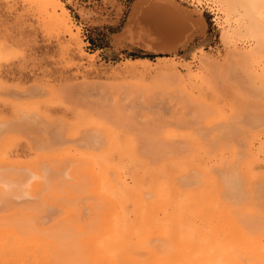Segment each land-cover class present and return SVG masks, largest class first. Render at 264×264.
<instances>
[{"label":"bare ground","instance_id":"6f19581e","mask_svg":"<svg viewBox=\"0 0 264 264\" xmlns=\"http://www.w3.org/2000/svg\"><path fill=\"white\" fill-rule=\"evenodd\" d=\"M11 1L12 3L15 2V0ZM20 1H22V3L36 5L42 21L45 24L47 23L48 25L50 24V26H53L50 28L51 30L54 28L59 29L60 32L62 31L66 33L67 36H69V42H71L74 45V48H76L75 52L78 58H84L87 60L88 66H86V68L89 67L87 68V71L88 69H93L95 71L93 68L94 55H89L83 51L82 43L78 36V30H76V33H73V23L60 0ZM167 1L168 0L165 2L164 0V2L167 3L165 5L168 7L169 1ZM156 2H152L155 7L157 5ZM221 2L226 6L225 15L230 16L231 18L232 14H235V18L232 17L235 19L233 22V28L228 26L232 30V33L230 34H233V36L240 35L242 37L240 33L244 32L255 40V46L253 48L249 47L251 50L248 52H243V50H239L236 45H234L231 50V55H228V52L227 56H231V60L232 62L234 61L235 67L239 66L237 68L243 70L246 77L247 87L250 91H252L254 95L256 94L257 97L264 98V0H221ZM14 4L15 3L9 6L14 7ZM163 4H159V7H161V5L163 6ZM21 5L23 6L26 4ZM169 5L171 7V4ZM13 7H11V9H13ZM171 10L173 11V8ZM153 16L156 17L157 15ZM162 19L158 21L162 22ZM178 20L180 21L176 23H174L175 21L173 22L174 25L172 22L168 24L165 20L167 25H164H166V30H168L166 32H169L172 36L183 35L186 30L185 25L187 24L181 21L182 19ZM156 21L157 20L155 19L154 22ZM151 22H153L152 18ZM154 22L153 24H155ZM185 22H187V20H185ZM42 25L43 27L46 26L44 24ZM224 32L226 31H223V33ZM129 34L131 33H128V35ZM223 36L226 35L224 34ZM176 38L178 39V37ZM227 38H229V36ZM230 39L231 35L229 40ZM71 43L68 44L70 45ZM8 48L6 47L5 50ZM2 51L4 50H1L0 48V62L5 59L4 56L6 55H3L4 59H2V53H4ZM7 59L8 58H6V61ZM162 60L163 59L160 61L163 63L165 70L164 72L156 71V74L164 73L165 75L167 74L168 77L170 75L174 77L176 76L178 81H181L182 84L179 88H173V84L169 86L170 83L167 84V81L166 83L162 82L163 85L159 82V89L167 86L166 88L164 87L166 91L157 89L153 90L150 94L149 90L152 89L150 83L151 86L148 90L149 92H147V88L145 89V85L147 84H143L144 82L142 79V86L138 83L134 84L131 80L133 82L132 84L135 85L134 90L138 89V95L146 98L147 103L150 101V104H153V102H155L153 101L155 99H153V97L155 94L157 95L158 90L160 91L158 94L161 97V95L167 93V89H169L168 92L171 91V94L173 92V95L167 93V95H170V100H177V97L174 95V92H177L176 95L178 97L180 94L179 100H177L178 102L183 98L182 96H185L186 99H188L187 103L190 101L191 105L192 102H196L193 104L197 105L198 103L208 107L209 105L205 102V98L203 97V90L210 89L215 94L216 88L214 84H217V82L214 81V83L210 77V71H206L207 64H205L206 66L204 65L206 67L205 69L203 68L204 70L200 67L198 70H193L194 68L191 69L190 66L184 65L185 62L179 64L173 62V60L170 61L169 58ZM205 61H210V64L211 62H215L214 59L211 60V58L206 55L203 57V62ZM217 61L215 64L219 67L220 65L218 66L217 64L220 62L218 61V63ZM230 61L227 65L232 64ZM149 62L150 61L147 59H134L128 60L126 65L127 63L129 65L133 63L149 65ZM209 63V66H213V64L210 65ZM203 64L201 65L203 66ZM233 65L231 67H229V65V68L225 65L227 68H221V72L217 70V76L219 75L218 77L221 79L220 81H222V78L225 76L228 78V76L233 75ZM84 68L85 67H83V69ZM156 68L158 69V67ZM231 68L232 70H230ZM215 69L216 68H214L213 71H215ZM89 72H87V75ZM83 74L86 73L84 72ZM213 74L214 73L211 75L216 76ZM220 74L224 77L221 78ZM130 75L132 76V74ZM167 76L165 78H168ZM165 78L161 79H164L165 81ZM216 79L217 77L215 80ZM224 79L226 80V78ZM154 80H156V78L152 81ZM171 81L173 82V80ZM1 82L0 87H3ZM232 82H229V85L224 80L221 82L226 84L223 85V90L225 91V93L223 91L224 94H226L229 89L233 92V89H231L234 87ZM128 83L130 84V82ZM140 87H143L142 90ZM129 89V92L131 93L133 88L130 87ZM175 89H177V91H175ZM235 90L234 92L237 97H239L240 94H237V92H240H236ZM111 91L108 94L113 92ZM117 91H115L116 96L118 95ZM115 92H113V95H115ZM124 92L130 94L128 90L127 92ZM154 92L156 93L154 94ZM219 93V97H221L222 92ZM167 95L165 96V99L164 95H162L166 102L168 101L166 100ZM241 96L239 98L242 100L246 99V97L243 99V96ZM112 97L113 96H111V98ZM117 98L118 97H116V100ZM141 99L142 98H140L139 103L141 102ZM235 99L237 100L236 97ZM135 100L136 99L132 101L131 99L132 102H130L133 105L138 104ZM137 100L139 99L137 98ZM155 100L157 101V99ZM170 100L167 102L169 105L172 102H175H171ZM184 100L185 99H182L180 102L182 109L183 106L186 108ZM142 101L143 105L146 104L144 99ZM177 101L175 103H178ZM246 101L248 100L246 99ZM227 102L229 103V101ZM154 104L156 105V102ZM163 104L166 106L165 102ZM180 104H176L174 109L172 108V104V110L175 111L177 109L176 106H178L179 109ZM245 104L247 103L245 102ZM201 106H199L198 109H200ZM229 106L230 111L233 109L234 113L235 106ZM187 107L189 106L187 105ZM209 107H211L212 110H215V115L211 116L212 119L214 117V119L216 118L215 120H218L225 117L223 116V113H220V111L217 110V108H212V105ZM244 107L245 106L242 108L241 106V110H244ZM144 110H141L143 114H145L146 111ZM149 110L151 109L149 108ZM22 111L24 113L23 115L26 117H24L25 119H27L29 113L32 114L30 115L31 122L34 121L33 116L35 115L39 119L38 121H41L42 118L46 119L45 123L43 120L44 125H46L42 130L47 127L44 131L48 132V130L51 129L50 127L55 126L53 124L56 122L54 121L51 123V121H53L51 118V121L49 120V122V116L36 109V107H27ZM201 111H203L202 108L200 109L199 114L203 116L204 111L203 113ZM194 112L197 114L198 110L195 109ZM199 114L197 116H199ZM20 116L21 114L17 117ZM95 117H99V115L96 114L92 116V118L84 119L82 121L80 120V122H78L80 123L79 125L74 124V127H76V129H74L75 131L77 128H84L83 126L87 127L90 132L93 130L91 135L89 133L86 136L87 140L85 141H89V146L92 145L94 150L84 153L82 151V153L73 154L61 153L66 157H63L65 160H62L61 162H59V158H62L61 156L63 155H60L59 153L57 154L58 157L60 156L59 158L57 157L59 160L55 159L56 161H47V159H45V163L43 161H40V163L37 158L33 157V160L27 159L29 160L27 162L26 160H22L21 154L17 152L11 153L10 151L9 154L7 152L8 147L9 149L11 148V142H13L14 138H11L12 141L4 138L6 141L0 143V214L2 210V212H5V214L0 215V264H264V135L256 139V135L251 130L247 128L244 129V127L243 130L241 125L238 126L239 124L237 123L239 130H243L242 135H234V132H236L235 127H237L235 124L234 132H232L233 134L231 135L229 134L231 133L229 130L230 128L227 129L228 132L230 131L229 133L225 131V128L223 129L225 134L231 136L232 140H225L230 139V137L223 135L224 132L222 133V131L221 133L223 136L218 134L219 131H216L219 137H216L215 140H210L211 142L209 141V137L207 138L205 136L208 142H204L203 139H205V137L202 138L204 135L201 137V133L200 135H198V133L197 135L193 133L192 135L189 134L186 136L185 143H187V149L182 153L176 150L179 154H175L174 150L169 149L173 151V153L165 152V154L159 155L157 151H153L158 155L156 154L153 158H150L151 156L147 157V151L145 152L144 150H147V148L139 149L138 144L140 145L141 142L139 143V141H137L136 136L133 135L136 139L129 136L130 134L128 135L126 130L120 129L121 126H119L120 131L117 127L105 123V121H103L104 115H102L101 119L100 117L98 118L102 121L95 120ZM230 117L231 116L228 118ZM118 118L116 117L117 120L112 121H117L119 124L120 120L118 121ZM208 118L210 117H207V119ZM162 119L163 115H161V120ZM27 120L24 122L26 123ZM228 120L231 126L233 119ZM226 121L224 120V122ZM1 122L2 121H0L1 125L7 123L6 121L3 123ZM19 122H21V120H19ZM34 122H32V125H34ZM210 122L212 123L214 120H210ZM117 123L114 124L118 126ZM7 124H9V122ZM4 126H6V124H4ZM8 126L11 127V129L9 127L6 129L12 130L15 125L11 126L9 124ZM226 126L229 125L226 123ZM15 127L14 129H16ZM34 127L38 128V126ZM0 128H2V126ZM67 128L72 129L70 126ZM6 129L5 131L4 128L1 129V132L3 130L5 133ZM58 129L59 127L56 128V133L58 132ZM67 130L68 129L65 131ZM239 130L237 131L238 133H240ZM82 131L84 132V129ZM82 131L79 133L81 134ZM74 132H70L69 135ZM58 134H61V132L59 131L57 133V137ZM217 134L216 136H218ZM232 135L234 137H232ZM72 136H76V132L75 135ZM80 136L84 138L83 134ZM80 136H78V138ZM3 137L4 135H2L1 140ZM45 137H43L45 141L48 142L51 140L47 139L49 137ZM211 137L214 139L213 136ZM235 137H237V140ZM60 139L61 141H64V138H61V135H59L58 141L61 143ZM79 139L83 141L81 137ZM56 140H58V138ZM256 140H260L257 148L255 147ZM233 141L235 142L233 143ZM42 143L44 142H40V144ZM57 144V146L51 144L53 147L50 148H53L54 152L58 149L61 150V148L57 149L58 146L61 147V144ZM87 145L88 144L86 143V146ZM63 148L62 151H64ZM60 150H58V152ZM79 150L82 149L79 147ZM39 151L38 148V152ZM150 151L152 152V150ZM41 152L42 151H40V153ZM43 152L50 153L51 155L53 151L51 152L48 149V152ZM54 152L53 154L56 153ZM149 155L150 153H148V156ZM36 159L37 162L35 161V163L34 160ZM31 161L34 163H30ZM42 163L49 165H44ZM64 164L67 167L64 168ZM65 169L68 173L63 177L68 181H63L61 179L62 177H60L59 181H54L59 174H65ZM53 172H55L56 175L59 174L54 178L53 174L55 173ZM256 195L258 196L256 197ZM16 198L30 200V204L26 201L28 205L34 206V204H31L32 201L37 206L24 208L23 205V210H17V206L14 207L17 203H11L15 202L14 199ZM82 199L84 203L86 202L85 204L81 202ZM262 200L263 203L261 202ZM11 206L16 210H13V207ZM25 206H27V204ZM42 206H44V208L48 207L47 209L45 208V211L43 212H48L50 207L57 211L55 216L50 218L51 223L47 227H44L43 222L40 221V212L43 210L40 211V208ZM2 207H5V209H2ZM20 207H22V205H19V208ZM82 209L83 212L88 210V213L85 214L86 216L88 215V217H85L83 212L82 215L80 214ZM8 211L11 213L6 214ZM83 216L88 219H84Z\"/></svg>","mask_w":264,"mask_h":264},{"label":"rangeland","instance_id":"374dc122","mask_svg":"<svg viewBox=\"0 0 264 264\" xmlns=\"http://www.w3.org/2000/svg\"><path fill=\"white\" fill-rule=\"evenodd\" d=\"M10 1L11 0H6V1L0 0V48L1 50H4L2 51L4 52L2 53V59L5 58L4 59L5 61L1 60L0 62V77H1L0 79L2 81L0 82L3 84V87H4V88L0 87L1 88L0 89V121H2L1 123L6 121L7 123L9 122L11 126L12 125L17 126V127L14 126L16 129H14L13 127L14 130L13 129L10 130L11 127L8 126L9 124L7 123H3V125L0 124L2 126V128H0V135H1L0 143L6 141L7 139L11 140V138L12 139L14 138L13 142H11L12 140L10 141L12 145L10 144L11 145L10 149L8 147L7 149L8 153L9 151L11 153L17 152L22 155L21 157L22 160L24 161L26 160L27 162L29 161L27 159L33 160L32 159L33 157L37 158L38 162L40 161L44 162L45 159H47V161L48 160L56 161L55 159H57L58 153L60 155H63L67 153L73 154V153H82V152L84 153V152L93 151L94 148L92 147V145L89 146V141H85L87 140L86 136L89 133L91 135L93 130H91L90 132V130L87 127L83 126L84 128H77V130L75 131L74 129H76V127H74L75 126L74 124L79 125L80 123L78 122H80V120L82 121L84 119L92 118V116L96 114L99 115L100 119L102 118V115H104L103 121H105V123L109 124L110 126L117 127L118 130L120 129L126 130V132H128L127 134L128 135L130 134L129 136H132L135 139L137 137V141H139V143L143 142L142 144L140 143V145L138 144L139 149L147 148V150L146 149L144 150L145 152L149 151L148 153H150V155L148 156L147 152H146V155L147 157L151 156L150 158H153L157 153L159 155L165 154V152L173 153V151L169 149L174 150L175 154H177L178 151L182 153L185 149H187V143H185L186 141L185 139L187 138L186 136H188L189 134L192 135L193 133H195L197 135L198 133V135H200L201 133L200 136L202 137L204 135L202 138H204L205 136L207 138L209 137L210 138L209 141L215 140L216 137H219L218 134H220L221 136L223 135L228 136L229 134L231 135L233 134L232 132H234V124L235 126H237L238 124H239L238 126L241 125L242 129L244 127V129L247 128L251 130L256 135V139L264 135V111H263L264 98L259 97V96L257 97L256 94L254 95V93L250 91V89L247 87L246 77L243 73V70L241 68L238 69L237 67L239 66L235 67V63L234 61L232 62L231 56L230 57L227 56L228 52H229L228 55H231V50L234 45H236V47L239 50L241 51L243 50V52H248L249 50H251L250 48H253L255 46V40H253L252 37H249L248 35H246L244 32L240 33L242 37L240 35L238 36L234 35L236 38L233 36V34H230L232 33V30L230 28H233V24H234L233 22L235 21L234 19L235 14H232L231 18L230 16L225 15L226 6L225 4L221 2V0H199V1L198 0H168L169 2L168 1L167 2H168L169 8L165 5L167 4L165 3L166 0L165 2L164 0L162 1L160 0H147V1L146 0H60L64 8L67 10V13L71 19V22L73 23V33H76L77 32L76 30H78V36H79V39L81 40L83 51L89 55H94V67L93 68L95 69V71L93 69L92 70L88 69L87 71V68H89V67L86 68V66H88L87 60L84 58H80V59L78 58L75 52L76 48H74V45L71 42H69V39H68L69 36H67L66 33L62 31L60 32L59 29L53 28L51 30L50 28H52L53 26H50V24L48 25L47 23L46 25L42 21V18L39 16L40 13L38 12L36 5L28 4L24 2L22 3V1L19 0L21 2L20 3L18 0H15V2L13 3L17 5L14 4V7L11 6L13 7V9H11L9 5H13V3L12 1L11 2ZM152 2L157 3V5L155 3L156 7L153 6L154 4ZM161 3L163 4V6L161 5V7L163 8L159 7L160 6L159 4ZM21 4H26V5L22 6ZM169 4H171V7ZM172 8H173V11L171 10ZM153 15H157V16L155 17ZM151 18L153 22L155 19L157 20L156 22H154L155 24L151 22ZM161 19L163 21L162 22L160 21L161 22L160 23L158 20H161ZM164 19L166 20L168 24H170L171 22L173 23L174 21H175L174 23L179 22L180 20L178 19H182L181 21L187 24L185 25L186 33L184 31L183 35L180 34V35H173V36L169 34V32L167 33L166 32L168 31L166 30L167 23L165 22ZM185 20H187V22H185ZM40 23L46 25L44 26L45 28ZM223 31H226V32L223 33ZM227 31L229 32V34ZM128 33H131V34L128 35ZM140 33H143V34H140ZM224 34L226 36H223ZM230 35H231V39L229 40ZM228 36L229 38H227ZM176 37H178V39ZM237 37H241V38H237ZM151 41L152 42L155 41V42L152 43ZM67 42L71 44L69 45ZM69 46H71L73 49ZM6 47L7 48L11 47V48H8L7 50H5ZM3 55L7 57L4 56L3 58ZM205 55L207 57H210L211 60L214 59L215 62L214 63L211 62L213 66L208 65L210 61L203 62V57ZM6 58H8L7 61H6ZM74 58H77V59H74ZM168 58L170 61L173 60V62H177L179 64H183L185 62L184 65L190 66L191 69L194 68L193 70H198L199 67L202 69L203 68L205 69L207 67L206 71L207 70L210 71L208 72L210 73V77L212 78L213 82L214 81L217 82V84L214 82L216 93L214 94L210 89H205L203 90L204 91L203 97L205 98V102L208 103L209 106L212 105V108L214 109L217 108V110L220 111V113H223V116H225L226 118L223 117L222 118L223 120L222 119L215 120L216 118L214 119L213 117L212 119L211 116L215 115L214 114L215 110H212L211 107L209 106L207 107L203 104H201L202 105L201 106L200 104L197 103V105L201 106L200 109L202 108V110L204 111L203 116L200 115L199 114L200 109H198L199 106L193 104L196 102H192V105H193L192 106L190 101L189 103H187L188 99H186L185 96L181 95L183 98L180 99V102L182 99H185L184 104L186 106V108H184V106L182 105L183 106V109H182L180 102L177 101L179 100L180 94L178 97L176 95L177 92L176 93L174 92L175 97H177L176 101L178 102V103H175L176 102L175 100L169 99V96L173 95V92L172 94L170 93L171 91L168 92L169 89H167V93H169L170 95H167V93H164L162 95H164V99H165V96L167 95L166 100L168 101L170 100L171 102L175 101L174 102L175 104L172 102L169 105V103H167L168 101L167 102L164 101L162 95L160 97V95L158 94L160 93L159 90H165L164 89L165 86L159 89L160 88V86H158L159 82L166 83L167 81V84L170 83L169 86L173 84V88H176V87L179 88V86L182 84L181 81H178V78L176 76L174 77L170 75L169 76L170 78H169L167 74L165 75L164 73L156 74V71L164 72L165 68L163 67V63H161L160 60L161 59L166 60ZM134 59H147L150 62H149V65L143 64V63H136V64L133 63L134 65L133 64L129 65L127 63L126 65V62L128 60H134ZM216 61L219 63L217 64L218 66L220 65L219 67L216 66L215 64ZM229 61L232 62V64H229L230 66L227 65ZM160 63H161V66H160ZM200 63L201 64L204 63L203 66L207 64V66L205 65L206 67L205 66L203 67ZM225 65L227 67L228 66L231 67L232 65L234 66L232 67L233 70L232 68L230 69L233 72L232 76H228L227 78L226 76L224 77L222 76V74H220L221 78L222 77L226 78V80L224 78L222 79L225 82H227L228 85H229V82L233 81L232 82L233 84L232 83L231 84L234 87L230 84L233 87V88L230 87L231 89H233V92L232 90L229 89L228 90L229 93L226 92V94H224L225 91L223 90L224 88L223 85H226V84L221 83L223 82V80L220 81L221 79H219L218 77L219 75L217 76L218 74L217 70L221 72L220 69L223 67L225 68L226 67ZM83 67L85 68L83 69ZM156 67H158V69ZM213 67L216 68L215 71H213L214 70ZM154 69H157V70H154ZM83 70L86 74H83L84 73ZM85 70L87 72H89L90 70L88 75ZM212 73H214L213 75H216V76H212L211 75ZM130 74H132V76ZM81 75H85V76H81ZM166 76L169 79L165 78ZM82 77H85V78H82ZM216 77L217 79L215 80ZM155 78L156 80L152 81ZM161 78H165V81L164 79H161ZM141 79L144 82L143 84L149 85V86L145 85V89L147 88L146 91L147 92L150 91L149 92L150 94L151 92H153V90L159 89L157 91L158 92L157 95L155 94L156 92H154L155 96L152 93L154 96L153 99L154 98L157 99V101L155 99L153 100L156 102V105L154 104L155 102H153V104L152 103L150 104V101L147 103L146 98L140 97L137 93L138 89L137 90L135 89L136 90L135 92L134 84L138 83L142 86ZM131 80L134 82V84H132L133 82ZM171 80H173V82ZM128 82H130V84ZM161 85H163V83ZM150 86L152 89L149 90ZM130 87L133 88V90L131 89L132 94L129 92ZM177 89H175V91H177ZM111 90L113 92L118 90L117 91L118 95L116 96V92H115V95H113L114 93ZM127 90L131 95L124 92V91L127 92ZM234 90L236 92L239 91L240 93L237 92V94H240V96L242 95L243 99L244 97H246L248 101H246V99L242 100L241 98H239L240 96L237 97ZM110 91L112 93L108 94ZM219 92H222L221 97H219L220 96ZM109 95L113 96L114 99L113 97L111 98V96ZM115 96L118 97L117 100ZM130 96H131L132 101L136 99L135 102L138 104L133 105L131 103L132 101L130 99ZM235 97L237 98V100L235 99ZM137 98L139 100H137ZM140 98L142 99H141V102L139 103ZM172 98L174 99L173 96ZM143 99H144V102L146 103L144 105L142 101ZM227 101H229V103L231 101L232 104L231 103L229 104ZM244 101L247 104H245ZM164 102L166 106L168 107L164 106L163 104ZM32 104L34 105V107ZM176 104L177 105L180 104L179 105L180 110L178 109V106H176L177 109L175 108L176 110L174 111L172 110V108L174 109V106ZM171 105H172V108H171ZM187 105L189 107H187ZM229 105H232L233 107L235 106L234 113H233L232 106H231L232 110L230 111ZM241 106L242 108L243 106H245L244 110L243 109L241 110ZM27 107L28 108L36 107V109L48 115L49 116L48 121L49 120L51 121V119L53 120L51 121V123L55 121L56 123H54L53 125H55L56 128L59 127L58 132L60 131L61 134H58V137H57L58 132L56 133L55 126H52L51 124L50 125L52 127H50L51 129H49L48 132L44 131L45 129H47V127L44 128V130H42L43 127L46 125V124L44 125L46 119L42 118V120L40 119L41 121H38L39 119L36 117V115L33 116L35 122L32 121L34 122V125H32L33 123L31 122V116H30L32 114L30 113L28 114L30 117L27 115L28 120L25 119L26 117L23 115L24 113L22 110H24ZM147 107H148V110H147ZM236 107L237 109L239 108L240 110L238 109L239 110L238 111ZM149 108L151 110H149ZM194 108L198 110L197 114L194 112L195 110ZM141 110H144L145 114H143ZM203 111L201 112L203 113ZM19 113L21 114L20 117L22 118L17 117L20 115ZM198 114L199 116H197ZM161 115H163L162 120L164 121L161 120ZM158 116L160 119L158 118ZM227 116L228 117L231 116V117L228 118ZM38 117H41V116H38ZM99 117H95V120H99L98 119ZM116 117L117 118L119 117L118 121L119 120L121 121V122L119 121V124L117 123V121L114 122L115 120H117ZM207 117H210L211 119L208 118L209 119L208 120ZM228 119H233V122H231L233 126L232 125L230 126V122ZM19 120H21V122H19ZM26 120L27 122L25 123L24 121ZM43 120H44V123H43ZM210 120H214V122L211 123ZM224 120L225 121L227 120V121L224 122ZM99 121H102V120H99ZM114 123L115 124L117 123L118 126H116ZM226 123L229 126H226ZM4 124H6V126H4ZM34 126H38V128ZM68 126L72 127V129L70 128L71 129L70 130L69 128H67ZM119 126H121L120 129H119ZM238 126L235 127L236 132L239 130ZM7 127L10 128L9 130L11 132L8 129H6ZM53 127L55 128V130ZM3 128H4V131L6 129L5 133L3 132V130L1 132V129ZM224 128H225V131H227V129L230 128L229 130L231 131V133H229L230 131L229 132L227 131L229 134H225V131L223 130ZM66 129L68 130L65 131ZM83 129H84V132L82 131ZM242 129L239 130L240 133L234 132V135L235 134L242 135V132L244 130ZM74 131L76 132V136L73 137L72 135H75ZM80 131L83 132V133L81 132V134H83L84 138L80 136L81 135L79 133ZM216 131L217 132L219 131L218 134ZM221 131L222 133L224 132L223 135ZM70 132H74V133L73 134L71 133V135H69ZM214 133H216L218 136H216V134ZM50 134H52L53 136ZM2 135H4V137L1 140ZM49 135L50 137H53L54 139L50 138ZM59 135H61V138L62 137L64 138V141H61L60 139L61 143L58 142ZM133 135L136 137H134ZM78 136H80L81 139H83V141H81L79 139L80 137L78 138ZM211 136H213L214 139ZM43 137L45 138L49 137L47 138L48 140L49 139L51 140L53 139V140L52 141L49 140L48 141L49 143H48L47 141L44 140ZM206 137L205 139H203L204 142L207 141ZM228 137H230V139H225V140H232L231 136H228ZM232 137L234 136L232 135ZM4 138H6V140ZM57 138L58 140H56ZM235 138L237 140V137ZM42 141L44 143L40 144V142ZM259 141L260 140H256V143H255L256 148L257 146H259ZM234 142L235 141H233V143ZM50 143L55 144V145L57 143L61 144V147L58 146L57 149L61 148V150L60 149L58 150L62 151V148L64 147L63 148L64 151L58 152L57 150L55 151L56 152L55 153L54 149L50 148V147H53V145H51ZM86 143L88 144L87 146H86ZM144 143H145V146H144ZM240 143H241V140H240ZM77 146H78V149H77ZM88 146H89V150H88ZM141 146H144V147H141ZM79 147L82 150H79ZM38 148L40 151H42L41 153L40 151L38 152ZM48 149L51 152L53 151L55 154H53L52 152L53 155L52 154L50 155V153L43 152V151L48 152ZM150 150H152V152ZM166 150H168L169 152ZM153 151H157V153ZM45 154L47 155V157ZM61 157L63 158L65 156L63 155ZM62 158H59L60 160L59 159L57 160L61 162L62 160H65L66 157L63 159ZM37 159L34 160V162L35 161L37 162ZM32 162L33 161H31L30 163ZM44 165H49V164H44ZM63 167L65 168L67 166H65L64 164ZM67 173L68 171L66 170L65 174L58 173L59 176H57L58 174L56 175V173L53 174L54 178L55 176H57L56 180L54 181H59L60 177H62L61 179L64 181L65 179L63 176L67 175ZM257 196L258 195H256V197ZM14 200L15 202H11V203H14V204L17 203L14 205V207L17 206L16 208L17 210H21L23 208V205H24V208L31 206V205H28V203H26L27 201L30 204V200H26V199L23 200L21 198L19 199L16 198ZM258 200H259V197H258ZM81 202L84 203L83 199L81 200ZM261 202L263 203V200ZM26 204L27 206H25ZM31 204H34V206H37L32 201H31ZM19 205H22V207L19 208ZM34 206L32 205L31 207H34ZM14 207L12 209L16 210ZM42 207L40 208V211L43 209L40 212V215H41L40 221L43 222L44 227H47L51 223L50 218L52 216H55L57 211L50 207L48 209V212H43L45 211V208L47 209L48 207H45V208L44 206ZM0 208H1V204H0ZM2 209H5V207L4 208L2 207ZM8 209H11V208H8ZM2 211L0 215L5 214V212H2ZM87 211L88 210H86V212H83V209H82L80 214L82 215V212H83L84 213L83 215H85L86 213H88ZM10 213L11 212L8 211V213L6 214H10ZM85 217H88V215L87 216L85 215ZM84 219H88V218H84Z\"/></svg>","mask_w":264,"mask_h":264}]
</instances>
